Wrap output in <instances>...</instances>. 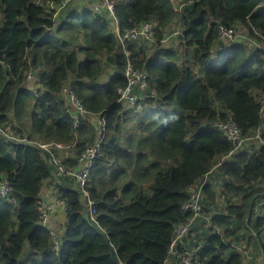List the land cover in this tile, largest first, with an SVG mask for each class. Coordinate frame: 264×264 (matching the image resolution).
I'll return each instance as SVG.
<instances>
[{
    "label": "trees",
    "instance_id": "16d2710c",
    "mask_svg": "<svg viewBox=\"0 0 264 264\" xmlns=\"http://www.w3.org/2000/svg\"><path fill=\"white\" fill-rule=\"evenodd\" d=\"M47 1L0 0V130L10 134L0 133V180L11 190L0 195V264H167L177 261L168 252L173 228L188 221L194 243L183 247L185 237L175 251L201 243L191 264H243L235 244L253 240L264 255V215L261 206L255 210L264 195L254 188L264 182L258 101L264 50L218 39L220 25H241L257 38L255 32H264V0H185L180 8L175 0H109L120 32L151 21L162 40L178 16L177 47L158 41L147 52L128 44L130 57L108 15L74 9L56 23ZM128 59L148 75L149 89L144 114L136 118L139 134L121 138L120 121L135 116L124 112L116 92L126 86ZM108 64L115 72L99 83ZM66 86L105 127L85 185L94 215L74 183L55 182L66 204L57 236L37 225L39 193L51 174L39 144L76 142L80 153L96 138L87 117L74 128L65 113L59 94ZM228 118L244 135L259 131L262 144L223 160L233 145L214 125ZM216 167L225 178L219 191L225 210H215L217 195L206 181L200 215L193 218L182 207L188 188ZM197 218L205 234L192 230Z\"/></svg>",
    "mask_w": 264,
    "mask_h": 264
},
{
    "label": "built area",
    "instance_id": "2783aa9c",
    "mask_svg": "<svg viewBox=\"0 0 264 264\" xmlns=\"http://www.w3.org/2000/svg\"><path fill=\"white\" fill-rule=\"evenodd\" d=\"M79 0H48L47 9L53 14V19L57 23L60 13L65 9L73 7ZM87 9L93 11L96 14L108 15L112 25L117 32V39L120 46L127 57H130V49L128 44H133L135 49L153 50L158 41L163 47L167 44L170 45L172 41L171 33L176 34V31L171 28L167 29L163 33L162 40H158L154 23L151 21H140L133 23L132 27L120 32L117 26V19L114 15V5L109 0L92 1L87 4ZM257 38H252L248 35L244 27L236 25L233 27H226L220 25L218 28V39L223 44L240 43L256 47L264 50V32H255ZM126 79V86L124 88L117 89L118 100L124 109L142 110V100L148 95V75L141 70L135 69L128 59L127 65L124 71ZM31 78V75L28 76ZM62 92L68 96V103L65 104V113L70 116L73 121L74 128H78L81 120L86 119L87 111L79 99L69 89L68 86L64 87ZM154 96V91L149 93ZM260 104V115L264 114V95L258 97ZM96 125L97 135L93 142L87 143L84 146L82 152L77 153L75 156L74 168H69L64 165L56 156V150H66L76 148V142L70 144L62 143H46L40 142L39 147L46 151L49 155L50 163L54 166L55 170L64 175H68L73 179L74 186L82 193V197L86 201V206L90 218L94 215V208L91 200L88 198V193L85 190V185L88 181L90 169L93 161L100 151L102 131H104L105 123L99 115ZM215 128L219 130L225 138L231 142L234 151L241 150L249 142L255 140V144H262V140L259 138V131L253 133V135H244L242 130L233 122L232 118H228L225 121H217ZM253 144V143H252ZM233 151V152H234ZM52 174V173H51ZM207 181L206 176L195 185H191L188 188V198L182 204L184 209H189L193 213V218L200 215L202 205V187ZM10 187L6 179L0 180V195L4 196L10 192ZM53 200H46L44 198L38 199L37 206V225L41 227H47L50 215L60 208L66 211V204L60 199L56 189ZM258 211L256 210V213ZM94 219V218H93ZM191 234V221L187 223L177 224L173 228V236L169 245V254L174 255L177 258L178 264H191L192 255L201 247V243L194 246L191 249H186L182 252L175 251V245L178 241L188 237ZM239 250L249 258L248 253L245 252L244 247H240ZM123 264V263H121Z\"/></svg>",
    "mask_w": 264,
    "mask_h": 264
},
{
    "label": "crops",
    "instance_id": "0c3cea01",
    "mask_svg": "<svg viewBox=\"0 0 264 264\" xmlns=\"http://www.w3.org/2000/svg\"><path fill=\"white\" fill-rule=\"evenodd\" d=\"M79 1L80 2L78 4L83 5L81 9H77V11L80 12L82 9L87 8V4L88 3L92 2V1H98V0H79ZM69 8L68 9L65 8L60 13L58 21H61L62 19L64 20L65 17L67 15H69L72 12V10H74V7H71L72 8L71 10ZM172 24H173V22L169 25L168 29L171 27ZM114 31L116 32L115 27H114ZM180 31H181V29H180ZM116 34H117V32H116ZM247 46H249V45H247ZM249 47L251 49H255L256 48V47H252V46H249ZM216 49L217 48H215L214 51H216ZM147 52H149V50H147ZM114 72H115V69L113 68V66L111 64L106 65L104 67L102 73L99 75L97 81L99 83H105L108 80V78ZM29 86L32 87L33 83L30 84ZM59 96H60L61 100L64 102V104L68 103V96H67L66 93L61 92L59 94ZM122 109L124 110V112H126V111L133 112L135 114V116L129 115L128 117H126L125 119H122L120 121V133L118 134V136H120L122 138V137H126V136H129V135L139 134L140 131L137 129L136 118L138 117V115H143L144 114V108H142V110H134V109H124L123 106H122ZM86 120L88 121L87 123H88L89 126H92V127L94 126L96 128V125H97V122H98L97 121L98 117L96 115H94V114L93 115H87V119ZM262 120H264V119L262 118ZM262 127L264 128V122H263ZM0 133L3 134L5 137L10 138V134L9 133H6V132H4L2 130H0ZM96 135H97V130L95 131V137H96ZM76 155H77L76 148H71V149H66V150H56L57 158L64 165H66L69 168H74V165H72V163L75 161V156ZM231 156H233V155H231ZM223 160H225V159H223ZM48 164H49L50 171H51L52 174H50L49 178H47V179H45L43 181L38 199L39 198H44L46 200H53L54 196H55V194H54L55 193V191H54L55 190L54 183L57 182V181L58 182H62V183H65L66 181H68V182H72V184H73V179L70 176L64 175V174L59 173V172H57L55 170L54 166L50 163V159L48 160ZM212 172H213V170L206 175V178H207V182L210 185H212V189H213L212 191H214L216 193V195L218 196L219 195V191H218L219 187L217 186L216 179L211 175ZM217 173H220L219 170L217 171ZM220 176L222 177V179L225 182V178L222 175H220ZM217 196H216V198H217ZM261 204H262L261 201L258 202L257 206H256V209H258L259 208L258 206H260ZM65 214H66L65 211H63L60 208H57L50 215L49 221H48V226L47 227L39 226V227L45 228V229H50L52 232H54L55 235L61 236L62 232H63L64 225H65ZM205 227L207 228V226L203 223L202 219L201 218H197L193 222L192 230H195L197 232V235H198L199 234V230H197V229H200V231L201 230L204 231V230H206ZM193 238H195L193 235L186 237L183 240V242L181 243V245L183 247L193 245L194 240H195ZM253 241L251 242V244H246V243L243 244L241 242H239L238 244L237 243L235 244V245H237V250L238 251H240L239 250L240 247H244L245 252L248 253V255H249V258H247L240 251L241 254L245 257V259H243V264H264V255L262 253V250H261L259 244H257L256 242L254 243ZM255 244L258 246V248L255 247ZM176 262H177L176 259L171 257L169 259V261L167 262V264H177Z\"/></svg>",
    "mask_w": 264,
    "mask_h": 264
},
{
    "label": "rangeland",
    "instance_id": "374dc122",
    "mask_svg": "<svg viewBox=\"0 0 264 264\" xmlns=\"http://www.w3.org/2000/svg\"><path fill=\"white\" fill-rule=\"evenodd\" d=\"M185 0H175V5H176V7H178V8H180V4H182V3H185L184 2ZM80 1H78L77 3H75L74 5H72L73 7H74V9H81L82 8V6L83 5H81V4H78ZM70 7V6H69ZM68 7V8H69ZM67 8V9H68ZM70 10L72 9L71 7L69 8ZM172 30H174V31H176V34H174V33H171V37H172V41L170 42V45H168V47H177V37L179 36V34H180V22H179V19H178V16H176V18H175V20L173 21V24L171 25V27H170ZM167 44H165L164 46L165 47H167L166 46ZM32 81V80H31ZM30 81V82H31ZM262 118L264 119V114L262 115ZM252 143H255V140H253V141H251V144ZM250 146V142L245 146V147H243L241 150H244V149H247L248 147ZM235 152V151H234ZM234 152H232L231 154H228L227 156H225V157H223V159H227V160H230V159H233V156H231V155H234L233 153ZM230 158V159H229ZM222 160V159H221ZM220 160V161H221ZM219 163H217L216 164V166L218 165ZM217 171H218V169L217 168H214L213 169V172H212V176L216 179V181H217V186L219 187V190L218 191H220V187H221V185L224 183V180L222 179V177L220 176L221 174L220 173H217ZM219 177H218V176ZM254 188H256V189H259V190H261V192L263 193V195H264V182H260V183H258V184H255V187ZM222 197V196H221ZM219 195L217 196V198H216V202H215V210H217L219 213H223L224 212V210H225V202H224V199L223 198H221ZM264 197H260V198H257L258 199V201H256V203L257 202H262V204L260 205L261 207L259 208L260 210H261V215H264V200H262ZM205 204V203H204ZM259 207V206H258ZM255 210H256V208H255ZM257 211H258V209H257ZM197 230H199V232H200V235L203 233V234H205L206 233V230H204V231H200V229H197ZM234 243H236L235 241H234V239L232 238L231 239ZM255 247H257L258 248V246L255 244Z\"/></svg>",
    "mask_w": 264,
    "mask_h": 264
},
{
    "label": "water",
    "instance_id": "95a60500",
    "mask_svg": "<svg viewBox=\"0 0 264 264\" xmlns=\"http://www.w3.org/2000/svg\"><path fill=\"white\" fill-rule=\"evenodd\" d=\"M112 257H113L114 260H116V259H115V255H114V253H112Z\"/></svg>",
    "mask_w": 264,
    "mask_h": 264
}]
</instances>
